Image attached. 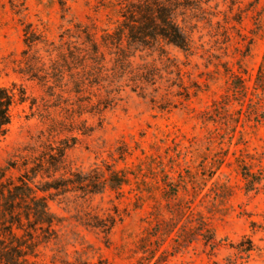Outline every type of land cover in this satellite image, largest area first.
Wrapping results in <instances>:
<instances>
[{"label":"rangeland","instance_id":"374dc122","mask_svg":"<svg viewBox=\"0 0 264 264\" xmlns=\"http://www.w3.org/2000/svg\"><path fill=\"white\" fill-rule=\"evenodd\" d=\"M127 1L0 0V87L31 95L0 168L29 172L58 218L38 259L264 264V0H171L191 49L125 41L123 73L103 36ZM33 67H73L81 90ZM140 67L153 79L133 80Z\"/></svg>","mask_w":264,"mask_h":264},{"label":"trees","instance_id":"16d2710c","mask_svg":"<svg viewBox=\"0 0 264 264\" xmlns=\"http://www.w3.org/2000/svg\"><path fill=\"white\" fill-rule=\"evenodd\" d=\"M176 8V3L171 0L127 1L125 20L113 32L103 36V42L107 46L117 48V61L120 65L116 67L118 71L127 73L130 68L128 63L131 54L128 46L124 44L125 41L129 44L134 42L144 48L156 47L161 41H166L185 50L191 49L190 37L175 18ZM87 39L92 42L97 52L99 47L92 33L88 32ZM27 40L30 42L34 39ZM33 68L30 72L34 78L47 81L50 77L59 80L64 69L75 78L76 91L81 90V79L77 78L73 67ZM146 68L140 67L133 75V80H152V72ZM132 70L129 72L133 73ZM30 99L31 95L23 83L13 82L0 87V140L10 131L16 107ZM34 104L35 101H32L31 106ZM109 105L108 101H104L105 108ZM13 167L15 165L9 163L0 168V264H42L38 259L40 246L58 236V218L50 209L48 197L44 193L47 189L37 187L29 172L10 174ZM30 168L33 172L38 171L35 166ZM129 176L127 173L117 174L118 185L122 187L130 181Z\"/></svg>","mask_w":264,"mask_h":264}]
</instances>
